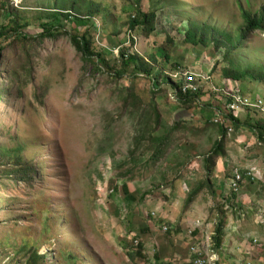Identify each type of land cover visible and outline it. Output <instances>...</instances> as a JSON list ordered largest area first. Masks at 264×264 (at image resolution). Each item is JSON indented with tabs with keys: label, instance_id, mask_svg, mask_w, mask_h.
Segmentation results:
<instances>
[{
	"label": "rangeland",
	"instance_id": "obj_1",
	"mask_svg": "<svg viewBox=\"0 0 264 264\" xmlns=\"http://www.w3.org/2000/svg\"><path fill=\"white\" fill-rule=\"evenodd\" d=\"M8 1L28 25L24 32L29 35L39 34V21H48L53 11L65 13L72 5L84 17L87 7L94 8L90 35L99 50L112 54L109 62L115 63L118 51L132 39L131 52L158 58L153 77L160 81L133 79L130 71L112 80L101 66L104 74L83 61L66 39L22 52L31 57L28 77L14 75L13 57L7 55L0 78L5 94L0 103V162L32 163L37 173L32 188L0 190V264H23L25 246L48 255L49 264H174L175 246L167 241L179 238L190 244L198 228L208 239L189 246L190 251L194 248V256L219 264L212 236L220 219L224 234L218 251L223 249L236 264H264L263 144L247 127L227 129L224 154L206 179L204 160L219 135L205 120H216L219 112L201 106L216 100L227 110L225 96L232 93L245 103H261L234 116L244 120L249 113L252 123L264 125V81H222L223 70L233 63L239 70L264 66V32L249 34L244 48L226 60L225 50L214 51L211 43L196 47L185 42V32L195 24L206 29L209 40L234 45L246 26L241 13L255 16L264 0H142V11L157 15L151 39L125 32L135 0ZM78 31L85 32V27ZM175 63L180 73L168 74ZM166 77L199 82L202 117L194 109L178 108ZM158 90L159 95H151ZM129 93L139 98L136 108L131 101L126 104ZM152 110L160 115L158 126L151 122ZM179 121L185 124L173 130ZM166 135L164 156L154 167L150 161L158 143L150 137ZM228 218L256 229L242 251L229 247ZM203 242H209L205 251L200 250Z\"/></svg>",
	"mask_w": 264,
	"mask_h": 264
},
{
	"label": "trees",
	"instance_id": "obj_2",
	"mask_svg": "<svg viewBox=\"0 0 264 264\" xmlns=\"http://www.w3.org/2000/svg\"><path fill=\"white\" fill-rule=\"evenodd\" d=\"M141 1L142 0H135L134 10L126 21L125 32L128 34H131L134 31L137 33L140 32V34L145 39H151L156 31L155 22L157 15L155 10H149L148 12L144 13L140 7ZM11 5L8 0H0V19L2 20V24L0 25V78L2 77L3 70H6L3 69V67L8 64L6 59L7 55L13 57L12 71L14 75L19 77L21 74H26L28 77L32 65L31 57L29 54H25L24 56L26 58H24L21 56L23 55L22 52H27L28 50L31 51V48L29 49V47L36 46L37 44H43L46 41L66 39L83 61L91 64L96 71L104 74L99 67L101 66V68L109 73H107L109 75L108 77H111L112 80L115 78H121L124 74L130 71L133 79L143 76L146 79H152V81H154L153 83L160 81L153 77V72L155 70L154 66L160 65V61L154 54L150 55L148 59H145L140 55L131 52L135 46V42L132 39H129V47H124L118 51V58L116 59V62L113 64L109 62V55L112 54L110 52H105V50H99L98 47H96L94 37L90 35L91 25H89V23H91L92 19L90 16L93 13L94 8L87 7L86 13L88 14L84 17H79L76 12V7L72 5L70 6V9H66L65 13L53 11L47 15L49 17L48 21H39L38 25L41 27L40 33L37 35H29L24 32L28 25L22 23V20L14 14ZM241 16L244 19L246 26L239 35L238 40L235 41L234 45H227L219 42L216 39L209 40L206 37V29H200L195 24H191V28H188L185 32V42L196 47L205 46L208 43H211L213 45L212 48L214 51L219 50L220 48L224 49V60L229 59V57L235 52H238L244 48V44L246 43V39H248L249 34L257 31L264 32V6L255 16H252L248 12L241 13ZM67 24L71 25L69 26V30L65 29V25ZM81 27H85V32L81 33L78 31V29ZM169 41L173 40L169 39ZM170 59L171 58L168 54L164 55V60L167 61V63L171 61ZM229 62L231 64L230 60ZM234 66L235 64L233 63L230 70H223L222 81L224 83L229 80L241 83L245 78H251L260 82L264 81L263 65L253 64L246 66L241 70ZM180 70V66L177 63L171 64L169 66L168 74L178 75ZM165 80L167 81L166 84L169 90L173 91L175 97L177 98L176 103L178 108L184 110L194 109V111L199 112L200 116L201 106L211 110L216 107L217 111L219 112V117H217L216 120H205L206 126L216 128L219 135V138L214 142L210 152L207 153L204 160L206 179H209V174L213 172L212 169L214 168L215 161L221 158V156L224 154L227 129L233 127L235 130H243L244 127H247V129L252 131L255 136L257 135V139L260 140L264 147V125L259 122L255 124L251 122L249 118L250 114L248 113L250 110L247 111L248 116H246V119L242 120L234 116V111H230L228 109L223 110L224 106H222L220 102L216 100L210 104H204L200 106L199 100L202 98V93L200 90L197 92L186 90L184 92L183 89L186 85L184 79H181V81H174L173 79L166 77ZM193 84L198 86L199 82L194 80ZM153 86L157 87L156 84H153ZM218 89L222 90V88ZM160 93V90H158L156 93L152 91L151 95L155 96L159 95ZM4 95V91L0 89V103L4 99ZM214 95L215 93H212V96ZM130 101L132 102L131 105L135 108L140 104L139 98H137L133 93H129L126 104H128ZM230 101L231 100L226 99L228 104ZM150 102L152 103L153 101L150 100ZM253 109L255 108H252V110ZM151 114V122L153 123L154 120V125L158 126L160 122V115L157 111L153 110L151 111ZM220 120H223L224 123H221ZM182 124L184 125L185 123H181L180 121L176 122L173 124L172 129L178 130ZM227 124L229 127H227ZM167 139V135L165 137L156 139L150 137V142L155 140V142L158 143L157 148L151 156L152 160L150 161L152 163L150 164L154 167L158 166L157 163H159L164 156L163 146ZM8 163L5 164V162H0V190L4 191L8 188L16 190L20 188H32L33 180L37 173L33 168V164L22 163L21 161L13 164ZM238 185H240L239 180L235 181V186L237 187ZM200 188L201 187H199V190H194L195 192L193 191L190 197H195L197 195V191H201ZM232 195L233 198L236 197L235 192ZM190 203L191 201L189 204ZM223 234L224 220L220 219L215 235L212 236L214 249L216 251H218L221 247L223 242ZM22 251L24 252L22 253V259L24 261L23 264H49V261L51 260L48 255L39 253L38 249L34 246H25L22 248ZM18 255L19 254H16V257ZM136 255L140 256L139 253ZM194 258L195 257H193V259Z\"/></svg>",
	"mask_w": 264,
	"mask_h": 264
},
{
	"label": "crops",
	"instance_id": "obj_3",
	"mask_svg": "<svg viewBox=\"0 0 264 264\" xmlns=\"http://www.w3.org/2000/svg\"><path fill=\"white\" fill-rule=\"evenodd\" d=\"M192 203L193 202H191V204ZM192 207H194V205ZM201 218H203V217H201ZM203 220H205V222H206V220H208V219H203ZM212 220H215V218H212ZM196 221H201V220L199 219ZM228 221H229V223H228L229 225L227 226V224H225L226 225L225 226V230H226L225 234H226V238L229 235H231L228 238L229 247L233 248L235 250H238V251H242L241 249H244L242 247L247 246V244L245 243L246 242L245 240L247 239V237L252 236V235H253V237H255L254 233H255L256 229L255 230L253 228L251 229V228H249L248 225L244 226V228H243V226L241 224H238L237 221L232 222L229 220V218H228ZM226 222H227V218H226ZM208 225H211V224L209 223ZM207 229H208V227H207ZM245 229L246 230L251 229L254 231L246 232V231H244ZM176 231H177L176 234H178L179 229H177ZM206 234H210V233L206 232ZM184 237L188 239V237H186V236H184ZM184 237L182 238V240H186V239H184ZM256 237H258V236H256ZM204 238L208 239L204 234V229L202 230L201 228H198L196 231H194V237H193L194 240H192V242L190 244H188L187 242L180 241L179 238L178 239L174 238L172 241L168 240L167 242L169 243V245L173 244L175 246L174 247V255L172 256V257H175V263L174 264H191L194 255L190 251L189 246L192 245L191 247L195 248L196 246H198L200 241ZM255 240H256V238H255ZM208 243L209 242H203L202 248L200 250L205 251ZM187 246H188V249H187ZM221 250H222L221 251L222 253H220L219 251H215V253H216L215 257H217L219 264H225V262H227V264H236L235 260L228 259V256L225 254L224 250L223 249H221ZM231 254H233V253H231ZM191 255H192V257H191Z\"/></svg>",
	"mask_w": 264,
	"mask_h": 264
},
{
	"label": "built area",
	"instance_id": "obj_4",
	"mask_svg": "<svg viewBox=\"0 0 264 264\" xmlns=\"http://www.w3.org/2000/svg\"><path fill=\"white\" fill-rule=\"evenodd\" d=\"M13 2H15V0L13 1ZM184 80H185V83H186V85H185V87H184V89H183V91L185 92L186 90H191V91H194V92H197L198 91V87L197 86H195L194 84H193V82H194V78H193V81L191 80V78L190 79H188V81L186 80V78L184 77ZM203 80H205V81H207L208 79H204L203 78ZM226 96H229V97H231V98H233L234 99V101L229 105V109H231V110H236V111H238V110H240L241 109V107H243V106H248V107H257V108H260V102L259 103H257V105H251V104H248V103H245L242 99H240V98H236V97H234L233 95H231V94H227ZM220 122L222 123L223 121L222 120H220ZM238 180H240V178L238 177L237 178V181ZM191 251H193L194 252V248L192 249L191 248ZM213 259V258H212ZM212 259H207V258H205V257H202V255L201 254H196V256H195V258L193 259V261H192V264H215L214 263V259L212 260Z\"/></svg>",
	"mask_w": 264,
	"mask_h": 264
},
{
	"label": "clouds",
	"instance_id": "obj_5",
	"mask_svg": "<svg viewBox=\"0 0 264 264\" xmlns=\"http://www.w3.org/2000/svg\"><path fill=\"white\" fill-rule=\"evenodd\" d=\"M229 94H232V93H229ZM226 97V99L227 100H231L230 102H229V104L227 103L226 105H227V109L228 110H230V111H234V112H237L236 110H231V109H229V105L234 101V99L233 98H231V97H229V96H225ZM253 105H257V103L256 104H253ZM261 107V106H260ZM245 108H250V107H248V106H243V107H241V109L240 110H242V109H245ZM255 109L257 108V107H254ZM240 110H238V111H240ZM223 121V120H222ZM223 123H224V121H223ZM195 257V256H194ZM192 264V263H191Z\"/></svg>",
	"mask_w": 264,
	"mask_h": 264
}]
</instances>
